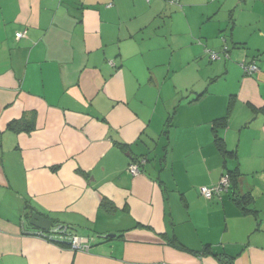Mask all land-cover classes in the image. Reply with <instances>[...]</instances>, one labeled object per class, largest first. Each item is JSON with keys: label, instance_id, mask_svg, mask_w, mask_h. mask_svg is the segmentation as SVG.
Returning a JSON list of instances; mask_svg holds the SVG:
<instances>
[{"label": "crops", "instance_id": "0c3cea01", "mask_svg": "<svg viewBox=\"0 0 264 264\" xmlns=\"http://www.w3.org/2000/svg\"><path fill=\"white\" fill-rule=\"evenodd\" d=\"M186 1L0 0V264H264V2ZM34 212L95 241H48Z\"/></svg>", "mask_w": 264, "mask_h": 264}, {"label": "built area", "instance_id": "2783aa9c", "mask_svg": "<svg viewBox=\"0 0 264 264\" xmlns=\"http://www.w3.org/2000/svg\"><path fill=\"white\" fill-rule=\"evenodd\" d=\"M172 1V0H171ZM173 1H180L181 0H173ZM23 35H25V32H18L17 36L20 38ZM224 52L226 53V57L229 56V54L224 50ZM209 57L210 60H216L218 58H220V54L216 51L213 50H209ZM242 66L244 68V70L247 72V74H253L254 72H256L258 70V66H257V62L255 60L246 63L243 62ZM146 163V159L142 158L140 159L138 162H132L129 165V171L132 174H137L140 170V164H144ZM229 185V177L227 175H224L219 183V185L217 186H213V187H209V186H202L200 188L201 193L207 197V198H212L215 194L220 193L222 190L227 189ZM49 231H51V233H49ZM66 231V228H62L61 226H55V227H51L49 230L47 231H43V230H38L37 234L45 239H51V238H55V239H63V240H67L70 242L71 244V248L73 250L76 251H87L91 248L93 241H94V237L92 236H81L78 235L77 233H70V231L66 232V234H64V232ZM47 236H49L48 238H46Z\"/></svg>", "mask_w": 264, "mask_h": 264}, {"label": "trees", "instance_id": "16d2710c", "mask_svg": "<svg viewBox=\"0 0 264 264\" xmlns=\"http://www.w3.org/2000/svg\"><path fill=\"white\" fill-rule=\"evenodd\" d=\"M170 2H172V3H174V4H176L177 3V5L179 4V3H182V0H181V2L180 1H171L170 0ZM226 51H227V49H226ZM253 61V60H252ZM256 61V60H255ZM257 62V61H256ZM258 66V65H257ZM259 69V68H258ZM246 72V71H245ZM247 73V72H246ZM169 121H170V118H168V123H169ZM167 123V124H168ZM215 124H216V126H215V130H216V137H217V144H218V146L221 148V151L223 152V154L225 155V156H227V155H229V154H231V152H229V151H226V147H225V144H224V140H223V138H221V137H219L218 136V127H222V128H226V126H227V117H224V118H220V119H217L216 121H215ZM10 127L13 129V130H19V131H21V130H30L31 129V127H29V126H25V125H21V122L20 121H14V122H12L11 124H10ZM146 159V162L148 161V158H145ZM140 160V159H139ZM139 160H137V161H134V162H138ZM141 165V164H140ZM224 175H227L228 177H229V185H228V187H227V189H224V190H222L220 193H218V194H215L212 198H207V197H205L202 193H201V190H200V188L202 187V186H209V185H202V186H200L199 187V191H200V194L204 197V198H206V199H209V200H211V199H215V198H219L220 197V195L224 192V191H229V189H230V185L233 183V180L235 181L236 179H237V174H236V172L235 171H231V170H229V171H227V172H225L224 174H222V176H221V178H220V180H219V182L218 183H216V184H214V185H211V186H209V187H213V186H217V185H219V183H220V181H221V179H222V177L224 176ZM235 194H237V193H235ZM237 201L238 202H240V203H243V204H245L246 206H247V204H249V203H251L252 202V200H253V198H252V195H250V194H245V195H243V196H237ZM107 203H109L110 204V202L109 201H107ZM106 205V204H105ZM245 206V207H246ZM55 226H61L62 228H66V231L64 232V234H66V232H67V230H68V232L70 231V233H73V231L71 230V227H70V225H68V224H65V223H62V222H55V223H53L52 224V226L51 227H55ZM49 233H51V231H49ZM49 236H47L46 238H48ZM48 241H51V242H53V243H55V244H57V245H59V246H62V247H70L71 248V244H70V242L69 241H67V240H63V239H55V238H49V239H47ZM94 241H95V238H94ZM93 241V242H94Z\"/></svg>", "mask_w": 264, "mask_h": 264}, {"label": "rangeland", "instance_id": "374dc122", "mask_svg": "<svg viewBox=\"0 0 264 264\" xmlns=\"http://www.w3.org/2000/svg\"><path fill=\"white\" fill-rule=\"evenodd\" d=\"M258 1H262V2H264V0H258ZM187 1L186 0H182V5H183V8L185 7V3H186ZM257 3H259V4H256V7L258 6V9L260 10L262 7H263V4L262 3H260V2H257ZM255 4H253V6H254ZM249 7V6H248ZM251 8V7H250ZM250 8H247L248 10L245 12V15L246 16H250V15H255V14H250ZM180 9V11H182V8H179ZM255 11H258L257 10V8L255 9ZM223 55H224V53H223ZM222 55V56H223ZM209 57V56H208ZM225 59V58H224ZM222 61H224V60H216V61H213V62H210V60L206 57V56H204V58H203V62H204V64L203 65H198L199 67H202L203 66V68L204 69H206V72H207V74H210V68H208V67H212L213 66V75H212V77L213 78H215L216 77V74H219V73H221L222 72V68H221V66L219 65V63H223ZM181 69H180V77H181V79H182V81L180 80V82L183 84V86L185 85V86H187V84H189V81H188V75H189V73L186 71L185 73H184V67H183V65H182V67H180ZM198 68V67H197ZM165 70H167L166 68H165ZM219 70H221L219 73H216V72H218ZM191 73L192 74H196V72H195V69H192L191 70ZM195 76V75H194ZM205 77L203 76V75H201L200 74V76H199V79H198V82L201 80V79H204ZM221 83H223V80H221ZM183 95H186V93H184L183 91H181V93H180V95H179V99L178 100H181L180 98H182L183 97ZM157 138H158V136H157Z\"/></svg>", "mask_w": 264, "mask_h": 264}, {"label": "water", "instance_id": "95a60500", "mask_svg": "<svg viewBox=\"0 0 264 264\" xmlns=\"http://www.w3.org/2000/svg\"><path fill=\"white\" fill-rule=\"evenodd\" d=\"M29 222L31 225H33L35 228H38L39 230L47 231L51 228L53 224V220L46 217L45 215L39 213V212H34L30 219ZM109 235L103 236L104 238H107Z\"/></svg>", "mask_w": 264, "mask_h": 264}]
</instances>
